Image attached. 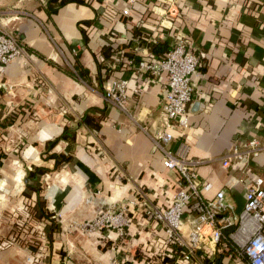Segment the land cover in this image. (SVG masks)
Returning <instances> with one entry per match:
<instances>
[{
    "label": "crops",
    "instance_id": "0c3cea01",
    "mask_svg": "<svg viewBox=\"0 0 264 264\" xmlns=\"http://www.w3.org/2000/svg\"><path fill=\"white\" fill-rule=\"evenodd\" d=\"M48 5L0 0V23L24 48L0 71V264H189L169 255L161 225L140 204L138 190L168 206L178 173L152 143L166 76L139 74L134 64L163 58L176 36L201 53L181 139L188 157L202 161L196 170L211 184L204 196L223 189L238 212L242 163L218 158L252 139L264 144V0H81L53 12ZM115 79L127 80L126 110L104 99ZM51 153L69 158L57 165ZM36 168L47 171L31 177ZM263 173L260 152L247 179ZM122 206L123 236L72 226ZM193 217L181 216L185 240ZM230 251L203 245L201 256L205 264H244Z\"/></svg>",
    "mask_w": 264,
    "mask_h": 264
},
{
    "label": "built area",
    "instance_id": "2783aa9c",
    "mask_svg": "<svg viewBox=\"0 0 264 264\" xmlns=\"http://www.w3.org/2000/svg\"><path fill=\"white\" fill-rule=\"evenodd\" d=\"M135 1L128 0L130 3ZM122 13L128 14L129 10L125 9ZM23 54L24 48L18 37L0 23V71L3 65ZM200 57L201 53H197L184 38L176 36L163 58L151 61L141 59L134 64L139 74L164 73L166 76L160 129L152 137V143L153 148L163 154V166L178 173V189L168 206L159 208L144 192L138 190L140 204L161 225L165 241L171 246L169 255H176V260L205 264L201 249L207 245L219 253L231 248L228 255L244 258L246 264H264V173L247 179L248 162L264 152V144L252 139L244 145L233 146L218 158L223 166L242 163L237 181L246 182L245 202L241 210L236 212L223 189L216 191L212 197L204 196L211 184L200 179L196 170L202 161L188 157L189 145L181 139L189 128L188 104L196 92L191 76L200 64ZM126 90L127 80L115 79L103 96L118 109L126 110ZM175 139H178V145L172 150L168 146ZM185 210L194 216L187 240L180 233V220ZM125 211V206L110 207L92 219L72 223V226L84 232H94L106 226L123 236L129 222ZM113 264L129 263L114 261Z\"/></svg>",
    "mask_w": 264,
    "mask_h": 264
},
{
    "label": "trees",
    "instance_id": "16d2710c",
    "mask_svg": "<svg viewBox=\"0 0 264 264\" xmlns=\"http://www.w3.org/2000/svg\"><path fill=\"white\" fill-rule=\"evenodd\" d=\"M81 0H49V5H48V9L53 12L56 10L55 7L57 6H61L65 3H68V2H80ZM55 5H54V4ZM140 60V59H139ZM138 60V61H139ZM54 143V141H51L49 142V145H52ZM49 157L51 158H55L56 160V164L58 165L59 163H61L62 161L64 160H67L69 158V156L66 154V153H63L62 155H58V154H55V153H51V154H48ZM43 171H47L45 169H40V168H36L33 172H30V176L31 177H34L35 175L39 174V173H42ZM36 191H39L38 189ZM39 205L41 204L40 201H38ZM39 215H41V213H39ZM48 216V215H47ZM48 218V217H47ZM52 225V224H51ZM51 225L49 226V228L51 227ZM217 264V263H216Z\"/></svg>",
    "mask_w": 264,
    "mask_h": 264
},
{
    "label": "rangeland",
    "instance_id": "374dc122",
    "mask_svg": "<svg viewBox=\"0 0 264 264\" xmlns=\"http://www.w3.org/2000/svg\"><path fill=\"white\" fill-rule=\"evenodd\" d=\"M28 233H25V232H22V233H19L18 235L20 236V240H25L26 239V235H27ZM29 235H30V233H29ZM224 256H226V254L224 255ZM243 259V263L245 264V260H244V258H242Z\"/></svg>",
    "mask_w": 264,
    "mask_h": 264
}]
</instances>
